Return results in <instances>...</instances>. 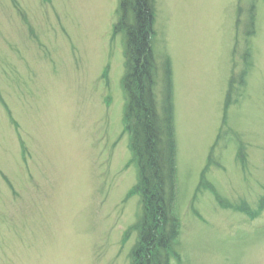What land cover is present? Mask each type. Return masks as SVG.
<instances>
[{
	"label": "rangeland",
	"instance_id": "374dc122",
	"mask_svg": "<svg viewBox=\"0 0 264 264\" xmlns=\"http://www.w3.org/2000/svg\"><path fill=\"white\" fill-rule=\"evenodd\" d=\"M154 4V95L164 117L169 59L177 142L171 264H264V210L236 211L264 198V0ZM119 11L120 0H0V264L132 262L143 207Z\"/></svg>",
	"mask_w": 264,
	"mask_h": 264
},
{
	"label": "trees",
	"instance_id": "16d2710c",
	"mask_svg": "<svg viewBox=\"0 0 264 264\" xmlns=\"http://www.w3.org/2000/svg\"><path fill=\"white\" fill-rule=\"evenodd\" d=\"M154 7V0H120L121 19L115 25V35L123 34L126 48L124 91L127 103L123 123L124 133L130 136L129 148L132 154V161L127 165H137L138 181L133 190L141 197L143 207L142 216L135 226L137 242L131 255V264H171L175 259L178 262V255L172 252L174 243L170 242L178 239L182 229L175 212L178 197V163L173 125L174 105L171 99L172 67L169 59H166L168 91L164 95L167 103L163 107L164 117H160L157 111L154 95ZM251 10L253 11V8ZM249 21L253 31L255 21L252 13ZM252 35L253 32H250L249 36ZM245 63L249 70V53ZM248 73L242 72L239 82H236L234 75L231 88L227 91L228 95L226 94L227 110L229 106L235 105L230 97L239 94L234 92L237 87L245 86ZM208 161L209 164L214 162L210 158Z\"/></svg>",
	"mask_w": 264,
	"mask_h": 264
}]
</instances>
